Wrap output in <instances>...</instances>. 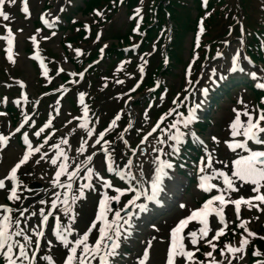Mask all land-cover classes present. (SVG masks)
I'll list each match as a JSON object with an SVG mask.
<instances>
[{"label":"rangeland","instance_id":"1","mask_svg":"<svg viewBox=\"0 0 264 264\" xmlns=\"http://www.w3.org/2000/svg\"><path fill=\"white\" fill-rule=\"evenodd\" d=\"M128 1L133 0H120V5L127 4ZM143 1L141 0L140 3ZM160 1L162 3L163 0ZM182 1L188 3V6L191 7L192 17H196L198 11L194 8L193 0ZM223 1L222 7L218 8L220 14L212 22L214 32L208 35L210 43L204 48V53L199 61L200 66H197L196 77H188L191 56H193V54L191 56L189 54L192 45H196L195 38L200 32L195 34V31L190 28L181 42L183 63L174 66L168 77L160 79V85H166L164 93L169 94L172 104V107L166 106V112L160 117L158 104L160 103L161 106L165 104H161L160 97H152V93L158 91L160 87L156 86L154 91L145 95L143 93L147 86L144 84H141L136 90L130 89L129 84L123 85L127 90L123 93L121 92L123 89L119 86L117 90L113 85L108 88L111 82L115 84L116 81L122 82L125 78L130 82L146 67V63L142 64L141 59L146 46H148L143 42L150 34L148 27L141 25L138 32L133 30L129 32L131 18L124 6H121L116 13H112V6L109 8L93 6L92 15L88 18L82 10L77 9L78 7L84 9L83 0H15L13 3L5 0V3L0 5V12L6 13L8 17L5 20L3 16H0V71L2 73V75L0 73V91L6 92L5 95L0 94V135L5 136L8 140V144L0 148V180H3L5 184V188L0 189V203L8 208H10L8 203L12 204L13 212L10 216L21 221V227L25 228L30 237L39 239V246L33 245L29 251H35L37 257L51 256L55 264H63V260L67 257V249L75 246L77 259L73 264H79V252L82 250V245H75V240L81 238L83 233L92 227L91 222L95 219L98 202L102 196H107L106 219L112 223L113 229L118 228L121 233L118 238L119 247L115 249L117 254L109 257L111 264H140V261L144 260L145 249L148 250V258L144 264H166L167 249L172 245L171 229L181 219L187 217L192 210L200 208L210 194H216L215 190L207 193L197 187L200 182L198 178L201 175L210 173L211 169H215L216 173H223V176L219 177L216 173H212L214 178L210 181L220 187H224V177L230 179L234 190L229 192L227 198L234 199L241 196L248 198L255 195L252 192L253 185L233 176V161L237 154L244 153L240 150L233 152L227 147L225 141L242 139L241 136L234 138L230 135V123L235 116L234 109L241 113L246 110L254 117L260 113L253 90L248 86L238 85H243L249 78L256 84L264 83V66L260 62H252L248 57L244 39L234 38L230 41H223L225 39L223 38L225 24L223 15L231 6H234L236 16L244 20L247 29L255 25L258 28L260 17L264 16V0ZM164 5H168V3L165 2ZM47 6L51 8H47ZM95 8L97 11L94 10ZM65 13L72 15L75 20L83 21L82 31L69 44L71 47L83 45L90 36L92 40L87 49L97 47L102 43L100 40L96 44L100 37V30H103L105 37L126 34L129 36V41L122 40L113 45L118 50L139 45V48L132 51L130 56L125 55L126 59L118 60L113 65L109 64V71L106 70L108 63L103 65L101 83L96 84L95 88L97 96L105 95L97 103V108L94 104L92 106L88 103L72 104L68 94H65L71 87L70 83H78L76 75L79 73L73 62L78 58L76 55H78L77 50L79 49L76 51L71 49L68 57L62 47L63 35L69 27ZM204 15L208 16L205 13ZM39 19L43 21L45 28L36 25ZM236 28L238 27L236 26ZM9 29L13 37V59L11 61L7 56L9 44L6 37ZM213 39L214 42L211 41ZM112 41L117 42L109 40V42ZM156 46V42L153 44L152 41L148 49L154 50ZM47 51H52L58 56V67L71 76L69 83H63L59 76L53 75L52 83L60 86L52 95L44 92V83L40 79L46 76L41 73V68L38 66L40 65L46 72L43 59L44 61L49 59ZM79 52L82 55V51L79 50ZM93 52V61L119 57L111 58L106 49L95 48ZM234 56L237 60L235 69L232 67ZM123 67L125 77L116 79L112 76V72L116 70L120 72ZM53 70L52 67L51 73ZM166 71H168L167 68L163 70V72ZM252 72L256 73L255 78L251 75ZM241 77L246 80L239 79ZM46 78L48 79V77ZM230 78L238 79V81L226 86L231 80ZM6 80L10 81L5 83L9 87L2 85L4 84L2 82H6ZM186 80L191 87L184 85ZM225 82L227 88L221 89ZM21 83L23 87H21ZM91 84L89 79L83 83L82 86L85 85V87L79 95H76L75 103L80 101L83 95L89 94ZM143 87L145 89L141 91ZM260 90L264 91V88H260ZM204 91L206 92L204 93ZM111 93H113L111 98L107 100ZM116 98L126 104L127 108L120 112V115L117 116L118 119L113 120L114 124L113 121L111 122L112 127L106 128V138H101L99 132L103 125L99 123L98 114L103 121L111 120L117 108L115 103H118V100ZM213 98L215 99L213 100ZM10 103L25 107L29 112L32 110L33 113L24 115L20 110L21 117H18L19 119L14 123L7 111ZM85 107L87 108L86 113ZM190 109L194 118L190 124L185 126L183 121ZM246 119L241 115L242 121ZM205 120L206 122H203ZM173 123L176 124L175 128L170 127ZM82 125H87V127ZM153 128L156 131H153ZM177 129L184 134L183 139L188 140L189 137L192 139L191 147L195 148L198 154H194L195 149L187 148L188 144L184 145V140L182 146L180 145V151L173 152L170 145L174 141L169 140L168 137L170 134H175ZM121 132V137L114 139ZM10 133L11 135H9ZM37 133L39 134L37 135ZM192 133H195V138ZM25 134L33 148H38L39 151L32 152L29 159L17 168L13 181L9 172L22 159L23 151L27 149V145L24 143ZM212 137H216V141H213ZM142 140L143 143H141ZM158 140L166 141V143L161 145L157 143ZM65 141L67 142L65 143ZM104 141H108V143L105 144ZM249 145L253 149L261 147L251 141ZM81 147L83 151L78 152L77 149ZM153 148H156L157 151H152ZM161 148L162 151H160ZM207 155L212 157L211 167L204 168L202 173L199 171L203 166L201 158H205L204 163L207 164ZM87 156H92V159L86 160ZM106 156H110V161L105 160ZM157 156L172 164L171 168L165 169L167 175L162 177L160 187L162 189L167 185V180L170 177L172 178L170 182H174L176 188L174 194L168 200L162 197L160 202L145 200L141 195L140 200L137 201V198L132 200L137 204L134 211L130 210L129 206L133 202L128 203L131 196L129 181L131 180L135 186L139 187V192L151 191V174H154L157 167L155 161ZM53 158L56 159V164L51 163ZM110 162L114 169L112 172L107 169ZM62 163L67 165V170L72 172V177L66 173L57 177L56 173L60 170ZM77 164L80 166L76 167ZM89 168L93 169L91 174L88 172ZM73 169L75 170L73 171ZM96 173L100 175L97 176ZM89 175H91V179H87ZM106 182L112 186L104 187ZM61 184L64 187H61ZM69 184H71V188H68ZM83 184H91L92 187H85L83 198H79L80 193L77 190ZM13 187L15 188V198L8 200L7 196ZM117 187L124 191L119 194L118 199H112L113 196L118 195L115 192ZM66 190L69 192L68 197L63 195ZM261 191L264 192V188ZM73 195L78 197L74 204L71 200ZM65 199H68V204L63 203ZM28 200L30 202L27 203ZM52 201H57L55 206ZM142 203L146 205V210L140 208ZM215 203L218 206V202ZM180 204H184L185 207L181 208ZM251 204L258 205V207L241 204L239 218H237L234 205H225L223 224L215 213H210L207 217L209 235L202 239L199 237V233L203 225L198 220L189 221L181 232V236L185 249L192 251L195 259L187 261V264H207L213 259L219 264H264V260H253L249 250L260 236L264 238V204H260L258 201H251ZM66 208L68 211H65ZM73 211V219L70 220L69 216ZM21 212L24 213L23 216L20 215ZM116 213H119V216L113 222ZM3 214L4 209H0V218L3 217ZM43 217H47V220L43 224H39L38 221ZM55 217H58L57 223H54ZM124 221H128V223L122 228ZM241 221L244 222L243 226H241ZM101 223L102 221H96L95 227H92V231L88 234L86 242L89 248L93 247L96 239L99 238ZM245 227L255 235L249 236L244 231ZM261 227L262 229H260ZM221 228L223 232H228L226 236L236 229H242L228 243L232 245L239 242L242 237L246 238L247 243L240 252L230 254L225 251L222 256L221 251L217 249L220 236L217 240L211 241L216 245L215 249L205 243L206 240L211 239L212 235L216 234L217 229ZM69 229L71 230L69 231ZM40 230L43 234L35 237V233ZM57 231L67 237L68 245L57 239ZM108 231L109 234L114 235L112 229ZM190 232L198 234L196 245L191 243ZM107 243L108 246H111L112 242L109 240ZM100 248L102 253L108 250L104 244H101ZM206 252H212V256H205ZM260 254L258 252L259 256ZM261 255L264 256V254ZM88 259L91 260V264H101L98 253H94ZM174 260L175 264H186L185 259L180 255H177ZM39 264H47V260H40Z\"/></svg>","mask_w":264,"mask_h":264},{"label":"snow or ice","instance_id":"2","mask_svg":"<svg viewBox=\"0 0 264 264\" xmlns=\"http://www.w3.org/2000/svg\"><path fill=\"white\" fill-rule=\"evenodd\" d=\"M10 3L15 2V0H9ZM5 3V0H0V5H3ZM25 11H27V8H25ZM0 16H3L5 20H7V14L0 12ZM8 40L9 47L7 49V56L8 59L11 61L13 59V52H12V44H13V37L10 29L8 30V36L6 37ZM34 40V38H33ZM35 42V40H34ZM79 52V50H77ZM237 60L234 56L232 59V67L233 69L236 68ZM251 75L255 78L256 73L252 72ZM119 82V81H118ZM21 87H23V84L21 83ZM257 87L264 88V83L257 84ZM262 101H264V98H262ZM235 113L234 118L232 119L230 123L231 132L230 135L232 137L241 136L242 139H233L231 142L225 141L227 144V147L232 150L233 152H236L237 150H240V152L244 154H237L236 159L233 161L234 166V172L233 176L239 179L240 181H244L246 183H249L253 185L252 192L255 193V195L250 196L248 198H245L243 196L238 198H227L230 191L234 190L233 183L230 179L227 177H224L223 184L224 187H220L215 183H211L210 181L214 178L212 173H216L215 169H211L210 173H205L204 175H201L199 179V183L197 184V187L201 189L204 192L211 193L213 190H215L216 194H210L209 198L204 200L203 204L200 208L194 209L190 212V214L185 217L184 219H181L175 227L171 229V236H172V245L168 247L167 249V259L166 264H175L174 258L177 255L182 256L185 259V262L187 264V261L192 260L194 261L193 252L190 250H186L183 241V237L181 236V232L185 228V226L188 224L189 221L198 220L203 227L200 229L199 237L202 239L203 237H207L209 235L210 229L208 228V221L207 217L210 213H215L217 217L220 218V222L224 223V206L228 204H232L235 206V210L237 213V218H239V211L241 204L249 205L250 207H258V205H252L251 201H258L260 204H264V192L261 191L262 188H264V109L260 110V113L253 116L252 113H249L248 111H241L234 109ZM87 112V108L85 107V113ZM241 115L245 116L246 120H241ZM193 112L190 109L187 117L184 119L183 123L185 126L190 124L193 120ZM118 119V117H117ZM163 119V117H161ZM115 121H113V124ZM47 126V125H46ZM84 127H87V125H82ZM109 127H112V125H109ZM170 127L175 128L176 124L173 123L170 125ZM107 129L104 130V132L99 133L101 137L104 136ZM153 131H156L155 128H153ZM39 133H37L38 135ZM150 134V133H149ZM11 135V133L9 134ZM91 135V133H89ZM193 137L195 138V133H192ZM184 134L177 129L175 134H170L168 139L174 141L170 147L172 148L174 153H178L180 151V145L182 144ZM213 141H216V137H212ZM7 141V138L3 135H0V148H3L5 143ZM252 142L254 144L260 145L261 147L258 149H253L250 147L249 142ZM67 141H65L66 143ZM24 143L27 145V149L23 151L22 159L19 160L15 166H13L9 172V176L15 180V173L17 168L23 163H25L32 152L39 151L38 148H33L31 143H29L27 134H25L24 137ZM105 144L108 143V141H104ZM143 143V140L141 141ZM157 143L164 144L166 141L158 140ZM202 143V142H201ZM163 149L161 148L160 151ZM78 152H82L83 148L77 149ZM152 151H157L156 148H153ZM67 159V157H65ZM86 160H91L92 156H87L85 158ZM205 158H201V164L203 165L199 171L204 172V168H210L212 163V157L211 155H207V164L204 163ZM105 160L108 161L109 157H105ZM155 161L157 163V167L155 168L154 174H151V180H150V189L151 192L148 191L139 192L137 191L136 198H139L141 195L144 197L145 200H153L158 195L160 190V185L162 182V177L166 176L167 173L165 172L166 168H171L172 164L168 161L161 160L159 156L155 157ZM51 163L56 164L57 161L55 158L52 159ZM80 165L77 164L76 167H79ZM107 169L109 172H112L114 169L112 167L111 163H108ZM75 169H73L74 171ZM88 172L91 174L93 172V169L89 168ZM62 173H66L69 177H72V172L67 170V165L62 163L60 166V170L57 171L56 175L59 177ZM97 176H99V173H96ZM117 175H119V172H117ZM143 175V173H142ZM217 177L223 176V173H216ZM87 179H91V175L87 177ZM61 187H64L63 184L60 185ZM112 185L108 184L107 182L104 184V187H111ZM91 188V184H83L80 186V188L77 190L80 193L79 198H83L84 193L83 189ZM5 188V184L3 180H0V189ZM68 188H71V184L68 185ZM132 190V189H129ZM124 189H121L119 187L115 188V192L118 194L116 196H113L112 199H118L119 194H122ZM63 195L65 197L69 196V192L66 190ZM8 200H13L15 198V188L13 187L10 190V193L7 196ZM78 197L73 195L71 197L72 203L74 204L76 202ZM108 200L107 196H102L98 202V209L95 214V219L91 222L92 227H95L96 221H102L100 227H99V238L96 239L95 245L91 248H89L88 243L86 242L88 239L89 232L92 231V227H90L87 231L83 233V236L81 238H78L75 240V245H82V250L79 252V264H91V260L88 259V257L93 256L94 253L100 254V260L101 264H111L109 257L116 255L115 249L119 247L118 238L120 237L121 233L118 228L113 229L112 223H109L106 219V212L107 204L106 201ZM133 201L129 200L128 203L131 204ZM218 202V206H216V203ZM43 203V201H42ZM57 201H52L53 206H55ZM64 204H68V199H65L63 201ZM127 207V205H125ZM181 208H184V204H180ZM140 208L143 210H146V205L141 204ZM0 209H4L3 217L0 218V256L3 258V264H39L40 260H47V264H55L53 258L51 256L47 257H37L35 251H29V249L35 245L36 247L39 246V239L30 237L27 232L25 231V228L21 227V221L19 219H14L12 216L9 215L11 209L6 207L3 203H0ZM43 212V209L41 210ZM65 211H68L66 208ZM21 216L24 215L23 212L20 213ZM119 216V213H116L115 217L113 218V222H115V219ZM69 219L72 220L73 217L69 216ZM47 220V217H43L40 221H38L39 224H43ZM125 224L128 223V221H124ZM244 222L241 221V226H243ZM59 227V225H58ZM109 229H112V232L114 235L109 234ZM71 229H69L70 231ZM55 231V230H54ZM244 231L248 233L249 236L255 235V233L250 232L246 227L244 228ZM42 230L37 231L35 233V237H39L42 235ZM223 234V229H217L216 234L211 236L210 240H206L205 243H208L211 248L215 249L216 245L211 243V241L217 240V238ZM189 235L192 237L191 243L192 245L197 244V233L190 232ZM57 239H59L63 244L68 245L69 241L66 236L62 235L58 231L56 232ZM111 241V246H108V241ZM247 243L246 238H241L239 241V247H232L230 245H225L223 249H221V255H224V252L227 251L228 253H237L240 252L245 244ZM104 244V246L108 249L107 252L102 253L100 245ZM77 248L75 246L69 247L67 249V257L63 260V264H73L74 260L77 259L76 256ZM256 254V253H254ZM205 256L211 257L212 252H206ZM94 258V257H93ZM148 258V250H144V260L140 261V264H144V261ZM207 264H219L216 260H210L207 262Z\"/></svg>","mask_w":264,"mask_h":264},{"label":"trees","instance_id":"3","mask_svg":"<svg viewBox=\"0 0 264 264\" xmlns=\"http://www.w3.org/2000/svg\"><path fill=\"white\" fill-rule=\"evenodd\" d=\"M111 0H84V4L86 6V12L92 11L93 6H96L98 8L103 7L106 3H110ZM141 0H133L128 1V6L131 8L133 5L137 4ZM167 2L168 5H164L163 2ZM194 8L198 11L199 15H204V13L208 16H204V34H203V45L208 42L209 38L208 35L212 34L214 32L212 22L213 20H216L218 17V14H220V11L218 8L222 7L224 4L223 0H208L207 8L203 9L201 7L202 2L201 0H193ZM143 4L146 7L147 17H146V26L149 30V36L144 39V43L148 44L145 49H147L151 42L154 41V39L158 36V32L164 23L166 21L167 12L170 14V19L173 21V23L176 26L175 29V40L174 43L170 46V53H171V62L177 63L180 61L181 57V47L180 44L182 42V39L184 35L188 32V30L196 28V24H198V20L195 17H192L190 11L191 7L188 6V3L186 1L182 0H163L162 3L160 0H144ZM237 5H239L237 3ZM229 6V5H228ZM227 6V7H228ZM222 11V10H221ZM223 17L225 18V24H224V31L223 34L228 33L229 26L233 25L236 21V15L234 14V6H231L228 11H226V14L224 13ZM261 18V19H260ZM260 21L258 24V28L256 25L254 27H250L248 29V46L250 51L252 52L253 57L256 59H263V51H262V40L264 43V16L262 15L260 17ZM82 31V29H81ZM80 31V32H81ZM73 32H75V29H73ZM130 32V31H129ZM257 32V33H256ZM256 34V35H255ZM80 33L76 34V36H79ZM119 39V42L122 40L129 41V36L123 35V36H116ZM214 40V39H213ZM211 40V41H213ZM107 53L112 58L113 56H119L117 59L124 58L125 53L121 49L114 48V46H111ZM163 57V56H162ZM163 60H158V67H154L153 73H158L159 71H162L163 67ZM174 65L171 64L170 67L167 68V70H170ZM167 72V71H166ZM149 82H152V78H150ZM262 245H264V240L260 241Z\"/></svg>","mask_w":264,"mask_h":264},{"label":"bare ground","instance_id":"4","mask_svg":"<svg viewBox=\"0 0 264 264\" xmlns=\"http://www.w3.org/2000/svg\"><path fill=\"white\" fill-rule=\"evenodd\" d=\"M170 180L172 181V178L169 177L167 180L168 184L165 186V189L159 191L163 195V199H166V200H168L174 194V190L176 189L174 182L171 183ZM132 208H133V205L129 209L131 210ZM171 243H172V237H171ZM232 247L238 248L239 242L232 244Z\"/></svg>","mask_w":264,"mask_h":264}]
</instances>
